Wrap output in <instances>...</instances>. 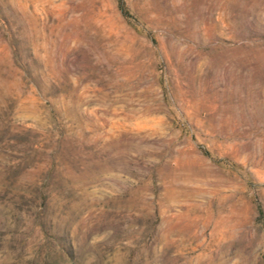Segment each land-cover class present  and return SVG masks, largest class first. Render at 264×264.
I'll return each mask as SVG.
<instances>
[{
	"label": "rangeland",
	"instance_id": "rangeland-1",
	"mask_svg": "<svg viewBox=\"0 0 264 264\" xmlns=\"http://www.w3.org/2000/svg\"><path fill=\"white\" fill-rule=\"evenodd\" d=\"M0 264H264V0H0Z\"/></svg>",
	"mask_w": 264,
	"mask_h": 264
}]
</instances>
